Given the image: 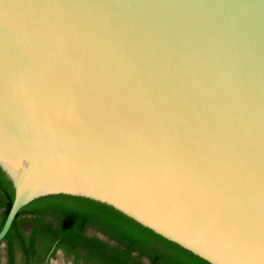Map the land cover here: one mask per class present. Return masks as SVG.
<instances>
[{
  "label": "water",
  "instance_id": "95a60500",
  "mask_svg": "<svg viewBox=\"0 0 264 264\" xmlns=\"http://www.w3.org/2000/svg\"><path fill=\"white\" fill-rule=\"evenodd\" d=\"M0 170L264 264V0H0Z\"/></svg>",
  "mask_w": 264,
  "mask_h": 264
},
{
  "label": "trees",
  "instance_id": "16d2710c",
  "mask_svg": "<svg viewBox=\"0 0 264 264\" xmlns=\"http://www.w3.org/2000/svg\"><path fill=\"white\" fill-rule=\"evenodd\" d=\"M12 198L11 184L0 170V206H4L1 224ZM26 213L34 214L41 221L45 217L56 220L55 226L43 223L40 237L57 238L64 245L65 254L73 257L74 264L79 260L82 264H209L105 204L68 195L43 196L18 211L4 237L9 242L10 263L14 259L15 238H28L13 231L18 217ZM87 230L100 233L108 240L88 235ZM144 258L147 263L143 262Z\"/></svg>",
  "mask_w": 264,
  "mask_h": 264
},
{
  "label": "flooded vegetation",
  "instance_id": "af4514ba",
  "mask_svg": "<svg viewBox=\"0 0 264 264\" xmlns=\"http://www.w3.org/2000/svg\"><path fill=\"white\" fill-rule=\"evenodd\" d=\"M3 210L4 206H0V228L2 226L1 219ZM17 221L18 225L13 230L15 235L20 233L25 236L28 235V238L25 237L24 240H20L17 237L15 238L12 244L14 253L13 264H16V262L19 264H49L50 256L56 250H62L65 254L64 245H61V242H59L57 238L49 236L40 237V231L45 227L43 223H49L51 226H55L56 220L54 218L45 217L41 221L37 219L34 214L26 213L20 215ZM86 233L88 234V230ZM30 235L33 237V240H31ZM0 243H2V248H0V264H12L10 263V247L8 240L3 239ZM70 257L71 264H74L73 257ZM76 264H82V261L79 260Z\"/></svg>",
  "mask_w": 264,
  "mask_h": 264
},
{
  "label": "rangeland",
  "instance_id": "374dc122",
  "mask_svg": "<svg viewBox=\"0 0 264 264\" xmlns=\"http://www.w3.org/2000/svg\"><path fill=\"white\" fill-rule=\"evenodd\" d=\"M88 232L91 233L90 230H88ZM0 248H2V243H0ZM58 253H60V255H61V257H62V260H63V263H64V264H71V257L68 256V255H66V254H64V253L62 252V250H59V249L56 250V251L50 256L49 264H51V262H52L53 260H56V259H57V255H58ZM16 264H19V263L16 262Z\"/></svg>",
  "mask_w": 264,
  "mask_h": 264
},
{
  "label": "bare ground",
  "instance_id": "6f19581e",
  "mask_svg": "<svg viewBox=\"0 0 264 264\" xmlns=\"http://www.w3.org/2000/svg\"><path fill=\"white\" fill-rule=\"evenodd\" d=\"M51 264H64V263H63V260H62V257H61V255H60V253H58V255H57V259H56V260H53V261L51 262Z\"/></svg>",
  "mask_w": 264,
  "mask_h": 264
}]
</instances>
